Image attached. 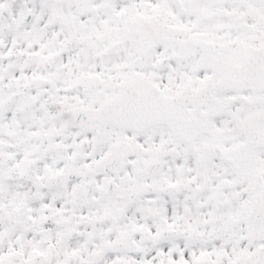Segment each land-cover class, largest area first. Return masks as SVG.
<instances>
[{
	"label": "snow or ice",
	"instance_id": "snow-or-ice-1",
	"mask_svg": "<svg viewBox=\"0 0 264 264\" xmlns=\"http://www.w3.org/2000/svg\"><path fill=\"white\" fill-rule=\"evenodd\" d=\"M0 264H264V0H0Z\"/></svg>",
	"mask_w": 264,
	"mask_h": 264
}]
</instances>
